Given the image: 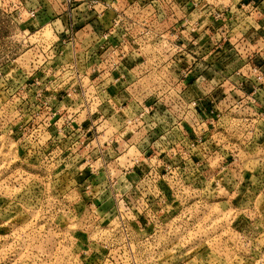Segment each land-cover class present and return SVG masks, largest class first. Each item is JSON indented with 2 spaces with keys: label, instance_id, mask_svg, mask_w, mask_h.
I'll return each mask as SVG.
<instances>
[{
  "label": "rangeland",
  "instance_id": "374dc122",
  "mask_svg": "<svg viewBox=\"0 0 264 264\" xmlns=\"http://www.w3.org/2000/svg\"><path fill=\"white\" fill-rule=\"evenodd\" d=\"M101 1L195 17L130 66L96 2L0 0V264H264V98L186 75L253 72L254 0Z\"/></svg>",
  "mask_w": 264,
  "mask_h": 264
},
{
  "label": "crops",
  "instance_id": "0c3cea01",
  "mask_svg": "<svg viewBox=\"0 0 264 264\" xmlns=\"http://www.w3.org/2000/svg\"><path fill=\"white\" fill-rule=\"evenodd\" d=\"M228 1L231 2L232 0ZM253 2L255 3L256 10L253 12L252 16L248 18L250 24L247 25V30L251 29L249 33L252 36L253 42L250 43L247 39V41H241V45L244 46V49L247 48L248 53H251L252 57H250V59L254 63V67L259 69L258 72H254L249 64L247 65V68L253 72H244L242 74H240V72L228 73L229 68L227 67L231 65L239 64V66L244 65L242 68H246V61L238 62V64H236L237 62H234L233 60V62L230 61V64L228 65L229 61L223 64L222 58L218 59L217 57H211L205 59L204 62H201L203 67H199V63H195V66L191 67L186 74L188 77L189 75L192 77L198 75L204 78L214 77L211 72L213 69L212 67H215L216 69L217 65H220L225 72L220 73L218 78H221L223 81H231L232 79H235L243 84L242 87L240 84L237 85V90L234 92L236 95L245 99L255 93V91H260L259 97L264 98V0H254ZM181 14H183L182 16L188 15L189 17H195V12H193V10H190V8L189 10H181L179 9V6L178 10H155L150 7L140 9L126 8L119 10L114 7V9L106 10L104 17H102L100 21L97 19L95 20L96 14H93V26L90 28L86 26L79 30V41L81 44L88 43L89 48L92 50H101L102 46H106V44L111 49H129L130 51L123 54V56L126 57L130 66H140L144 64L150 65L154 63L153 59L149 54H145L142 50H156L157 47H164L162 46L164 43L159 40V36L163 35V37H165L167 35L165 32H167L169 28L171 33L174 34L175 28L173 23L178 22L179 24V21L182 18ZM118 18L120 21L118 25H115L114 21H117ZM167 21H170V26L167 24ZM142 26H146V29L149 31L148 34L142 33V31H144V27L142 28ZM105 32L108 33L107 42L103 38ZM87 34H89L94 42L92 40H81V36ZM77 43H79L78 40ZM247 46H249V48ZM116 49L114 52L119 55V52ZM142 54L144 56H142ZM259 76H261V78H259ZM224 93L225 94H221V97L226 96L225 90ZM226 98H228V96H226Z\"/></svg>",
  "mask_w": 264,
  "mask_h": 264
},
{
  "label": "built area",
  "instance_id": "2783aa9c",
  "mask_svg": "<svg viewBox=\"0 0 264 264\" xmlns=\"http://www.w3.org/2000/svg\"><path fill=\"white\" fill-rule=\"evenodd\" d=\"M66 1H68L69 3L71 2V1H73V0H66ZM92 1H94V2H96L98 5H101L102 7H103V9L102 10H100V9H96L97 10V14H96V16H95V20L97 19V20H99L100 21V18H102V17H104V13H105V11L106 10H109L110 8H111V5L108 3V2H105V1H101V0H92ZM106 10H105V9ZM105 10V11H104ZM103 11H104V13H103ZM32 15H34V12H32ZM119 21H120V19L118 18L117 19V21H114V24L115 25H118V23H119ZM74 22L73 21H71V24H70V28H69V31H71V35H70V38H71V43L70 44H72L73 43V45H74V49H75V44L76 45H79V43H77V40H76V33H75V31H74V24H73ZM103 24V23H102ZM144 26H142V28H143ZM142 33L143 34H148L149 33V31L146 29V26L144 27V31H142ZM176 33L178 34V30L176 29ZM103 38H104V40L107 42L108 41V33H104V35H103ZM159 40H161V41H163V42H168L167 40H165V37H163V35H161V36H159ZM93 42H94V40H92ZM173 43V40H172V42H171V44ZM109 49L110 50H113V52L115 51V49H111V48H109L108 46H107V44H106V46H102V49L101 50H98V49H95V51H94V54H95V56H99L100 55V52H101V56H102V54H105V53H107V51H109ZM121 57V56H120ZM258 68L257 67H253V71L254 72H258ZM259 78H261V76H259Z\"/></svg>",
  "mask_w": 264,
  "mask_h": 264
}]
</instances>
